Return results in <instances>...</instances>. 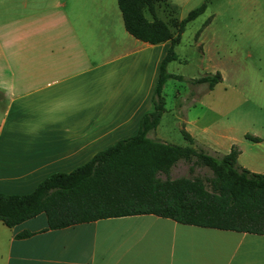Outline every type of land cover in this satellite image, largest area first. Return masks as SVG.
Here are the masks:
<instances>
[{
	"label": "crops",
	"instance_id": "crops-1",
	"mask_svg": "<svg viewBox=\"0 0 264 264\" xmlns=\"http://www.w3.org/2000/svg\"><path fill=\"white\" fill-rule=\"evenodd\" d=\"M169 48L131 36L117 0H0V193L29 194L135 135L153 110ZM182 115L181 130L212 153L244 140L264 144L257 134L222 139L202 116ZM156 132L150 136L166 141ZM239 152L241 167L264 174V152ZM46 228L45 214L13 228L0 222V264H264V235L154 215Z\"/></svg>",
	"mask_w": 264,
	"mask_h": 264
},
{
	"label": "trees",
	"instance_id": "trees-1",
	"mask_svg": "<svg viewBox=\"0 0 264 264\" xmlns=\"http://www.w3.org/2000/svg\"><path fill=\"white\" fill-rule=\"evenodd\" d=\"M207 1L177 22L174 34L157 15L169 0H117L131 36L151 45L170 42L160 64L153 110L142 116L135 135L95 154L75 170L49 175L29 194L0 193L1 223L13 228L45 214L46 230H58L108 218L154 215L183 225L264 235V174L241 167L237 147L225 155L210 154L184 130L182 136L190 146L148 137L165 112V83L183 79L167 72L168 64L177 60L174 47L180 43L186 25L204 13ZM221 81V74L216 73L191 83L207 84L211 90ZM247 138L259 140L249 135ZM179 161L188 163L190 172L194 167L207 168L211 176L169 178Z\"/></svg>",
	"mask_w": 264,
	"mask_h": 264
},
{
	"label": "rangeland",
	"instance_id": "rangeland-1",
	"mask_svg": "<svg viewBox=\"0 0 264 264\" xmlns=\"http://www.w3.org/2000/svg\"><path fill=\"white\" fill-rule=\"evenodd\" d=\"M205 1L169 0L171 5L161 6L157 15L175 34L177 22ZM146 17L150 19L147 13ZM175 53L179 60L167 71L183 79H171L163 89L165 112L156 133L165 142L190 146L182 136V114L202 116L205 127L225 140L232 136L241 139L243 134L264 138V0H208L204 13L186 25ZM216 73L223 81L211 90L207 84L191 83ZM151 133L149 138L163 141ZM203 138L206 142L208 136ZM196 144L202 146L199 141ZM237 146L264 152V144L244 140ZM210 176L204 167H194L190 172V165L184 161L169 174L171 179Z\"/></svg>",
	"mask_w": 264,
	"mask_h": 264
}]
</instances>
